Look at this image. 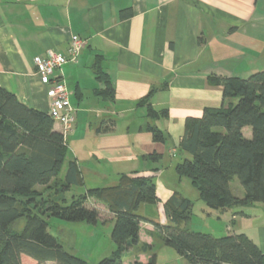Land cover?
<instances>
[{
	"label": "crops",
	"instance_id": "crops-1",
	"mask_svg": "<svg viewBox=\"0 0 264 264\" xmlns=\"http://www.w3.org/2000/svg\"><path fill=\"white\" fill-rule=\"evenodd\" d=\"M263 7L264 0H0V87L26 106L48 112L47 85L32 59L49 49L64 52L70 35L83 38L77 61L63 64L60 72L76 114L73 129L63 135L66 161H76L84 189L115 185L121 174L151 176L158 202L141 206L140 214L168 223L163 205L178 192L193 201L190 229L216 236L244 233L264 253L262 203L211 209L175 172L187 156L178 148L186 118L223 104L221 86L209 83L208 76L244 78L263 69ZM125 10L130 14L122 16ZM95 60L112 85L111 97L100 93L105 82L93 73ZM149 92L147 102L167 111L156 120L164 142L153 141L145 130L146 107L138 102ZM53 127L61 132L59 123ZM242 133L249 138L251 128ZM153 153L158 161L143 157ZM229 186L243 196L238 182ZM99 203L87 200L89 207ZM99 214L97 223L111 232L113 213L105 219ZM141 244L153 245L154 264H189L161 243L151 222L140 223ZM109 248L116 249L113 241ZM135 249L123 255V264L147 262L151 252Z\"/></svg>",
	"mask_w": 264,
	"mask_h": 264
},
{
	"label": "trees",
	"instance_id": "trees-1",
	"mask_svg": "<svg viewBox=\"0 0 264 264\" xmlns=\"http://www.w3.org/2000/svg\"><path fill=\"white\" fill-rule=\"evenodd\" d=\"M92 70L105 82L100 93L111 97L112 85L98 60ZM208 81L221 86L223 104L205 108L200 117L186 118L178 148L187 156L175 165V172L211 209L264 205V69L244 78L209 75ZM149 95L138 102L146 107L145 130L153 141L164 142L165 133L156 120L167 111L153 108L147 102ZM53 126L48 112L26 106L0 87V264H89L68 252L47 229L50 217L96 224L100 214L96 207L87 206L89 198L105 204L114 215L110 237L116 249L96 264H123L122 257L131 248L151 255L145 263L135 260L130 264H154L153 245H139L142 221L151 222L161 243L189 264H264V253L244 233L216 236L190 229L193 201L178 192L163 205L168 223L140 214L141 206L158 202L151 176L121 174L115 185L85 188L68 201L65 193L73 186H83V181L76 161H66L63 134ZM246 126L251 128L249 138L242 133ZM143 157L160 159L156 153ZM234 177L243 196L231 192L229 183ZM18 220H23L20 227H16Z\"/></svg>",
	"mask_w": 264,
	"mask_h": 264
},
{
	"label": "rangeland",
	"instance_id": "rangeland-1",
	"mask_svg": "<svg viewBox=\"0 0 264 264\" xmlns=\"http://www.w3.org/2000/svg\"><path fill=\"white\" fill-rule=\"evenodd\" d=\"M262 10L264 13V7ZM262 62H264V60H262ZM65 166L66 164H64L63 166V171ZM234 180L236 182H239L236 177L232 179V181ZM187 186L190 192L191 190L197 192L196 189L190 184H188ZM39 189H42V187H39ZM83 190L84 186H73L69 191L65 193V197L68 201H70L72 194L81 193L83 192ZM97 209L102 214V219H105V215H107L109 212L107 206L100 202L97 206ZM193 211L194 213H196V209H194ZM198 215L199 213L197 212L196 216L199 217ZM196 216L193 215L194 219L198 223L199 221H201V219H198ZM47 220L48 232L56 236L59 242L68 252L78 257L84 258L89 264H96L98 260L112 254V250H110L109 248V245L112 242V239L110 237V230L105 224L99 222L96 223V225H93L84 221L72 222L61 220L56 217H50ZM22 223L23 220H18L16 223V227L22 226ZM154 251L156 253V250ZM24 264L27 263L24 261ZM159 264H164V262H160Z\"/></svg>",
	"mask_w": 264,
	"mask_h": 264
},
{
	"label": "built area",
	"instance_id": "built-area-1",
	"mask_svg": "<svg viewBox=\"0 0 264 264\" xmlns=\"http://www.w3.org/2000/svg\"><path fill=\"white\" fill-rule=\"evenodd\" d=\"M85 45V40L77 35H70L68 46L64 52L49 49L44 55L35 56L32 59L36 73L41 82L47 85V97L49 98L48 114L54 122L60 124L63 135L70 132L75 125V109L69 102V90L67 89L62 74L61 66L67 62H76L80 50Z\"/></svg>",
	"mask_w": 264,
	"mask_h": 264
}]
</instances>
